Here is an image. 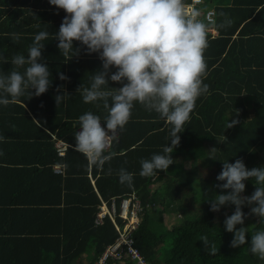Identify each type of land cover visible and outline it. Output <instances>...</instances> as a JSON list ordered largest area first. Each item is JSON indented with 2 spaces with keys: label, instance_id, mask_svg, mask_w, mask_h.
<instances>
[{
  "label": "trees",
  "instance_id": "obj_1",
  "mask_svg": "<svg viewBox=\"0 0 264 264\" xmlns=\"http://www.w3.org/2000/svg\"><path fill=\"white\" fill-rule=\"evenodd\" d=\"M189 2L191 0H184V4ZM203 4L206 9L200 12L202 15L199 19L209 26L208 47L204 51L207 64L204 83L209 85V91L197 99L190 120L179 134L181 148L187 147L189 153L178 147L172 154H178L182 159L177 157L167 172L159 171L150 177L140 176V161L150 159L159 152L154 150L140 156L141 148L132 150L133 141L143 137L145 132L161 126L164 131L158 135L168 136L170 129L155 111L145 109L141 112L143 107L140 105V115H131L123 131L111 143L113 151L125 149V155L112 153L113 158L106 162L103 170L94 168V174H100L96 186L108 201L116 197L120 202L121 198L132 192L139 195L143 218L133 237L135 245L149 264H264V260L250 252L248 244L240 248L230 247L233 237L227 235L225 219H219L215 212L210 211L209 203L205 202L220 192L215 185L221 183L216 177L222 171L223 161L234 163L237 159H243L249 169L264 166V0H206ZM212 6L215 10L214 23L205 16L206 10ZM57 12L58 9L50 5L49 0H0V56L5 57L2 52L5 42L12 41L9 33L34 31L32 26L35 22L45 24L44 16L53 17ZM221 12L226 15L221 16ZM34 14L38 16L34 18ZM226 18L232 20L231 26L220 28L218 25ZM55 22H58L57 19ZM212 27L217 31L216 35L212 33ZM26 39L20 35L17 43H23ZM94 66L100 70L101 61L96 60ZM9 69V63L0 61V72L6 74ZM121 86L115 83L114 87ZM22 97L28 107L34 109L32 102L25 95ZM75 103L71 101L72 105ZM79 108L83 114L92 112L100 116L102 121L107 116L103 106L98 107L96 103L82 102ZM60 110L65 111L64 103L60 109L47 113L55 114ZM66 111H70L69 108ZM145 118L148 121L142 123ZM233 120L239 123L228 128ZM62 121V118L48 117L47 125L52 130L59 129L57 136L74 144V134L77 132L74 128L79 127V122L73 125L69 119ZM69 127L72 130L68 132L66 130ZM132 128L139 129V134L134 137L129 134ZM42 132L47 140L53 142L52 134L43 129ZM151 137L154 135L145 140L152 141ZM195 142H198L197 147ZM198 148L215 159L212 162L213 168L206 175L196 165H186V159L195 161ZM106 154H109L108 151ZM122 159L127 161V165ZM58 162H65L66 165V192L63 194L62 184L59 185L57 201L59 204L64 200V205L53 208L48 221L53 224V229L45 236V231H40V238L30 230L23 231L20 233L24 236L19 235L15 239L6 237L5 230L0 231V253L14 258L13 263L9 264H74L81 260L82 254L92 257V260L88 258L87 264H96L106 247L118 236L110 217H106L102 223L96 221L101 200L87 176L86 158L69 148L66 156L58 157ZM109 166L113 169L110 176L106 174ZM120 168L133 174L131 188L119 182L117 173ZM59 176L61 178L62 174ZM156 182H162L163 187L154 189L152 185ZM245 183L246 186H254L251 180ZM158 203L161 210L157 213L162 214L161 221L166 228L164 231L155 230L153 222L155 224L159 221L152 222V217H148L149 206ZM243 210L245 213L249 211L247 207ZM33 216L31 211L19 215L27 221H33ZM20 218L17 217L21 222L25 221ZM118 220L122 222L121 218ZM244 226L250 227L249 242L251 234L264 229V224L250 218L245 220ZM34 235L35 238L32 237ZM202 236H207L215 243V255L204 252L203 241H200ZM107 264L121 263L110 258ZM123 264L133 262L128 258Z\"/></svg>",
  "mask_w": 264,
  "mask_h": 264
},
{
  "label": "clouds",
  "instance_id": "obj_2",
  "mask_svg": "<svg viewBox=\"0 0 264 264\" xmlns=\"http://www.w3.org/2000/svg\"><path fill=\"white\" fill-rule=\"evenodd\" d=\"M49 3L66 13L55 33L60 54L71 60L83 48L88 55L98 54L101 61V68L93 72L89 86L82 83L77 89L84 103H97L99 107L98 102H102L107 112L103 124L100 116L92 112L79 117L73 148L86 158L87 169L103 170L106 162L111 161L113 157L106 154L107 149L123 131L138 103L149 112L155 111L170 126L167 137L170 142L163 146L162 154L140 161L139 174L150 177L159 171L167 172L173 164V150L181 143L179 134L190 120L197 99L209 91V85L204 83L208 24L198 18L199 13L189 14L184 0H49ZM214 15L213 6L205 12L212 23ZM220 15L226 14L221 12ZM231 24L232 20L226 18L218 26L226 28ZM34 27L39 28L40 24ZM211 29L213 33L216 31L214 27ZM8 35L14 43L20 40L19 33ZM48 37L49 32L45 30L35 34L27 57L16 54L9 61L0 56V61L13 65L10 72L0 73V105L7 107L16 103L25 91L39 97L49 90L51 73L48 65L40 62L44 59L42 41ZM74 42L81 45L75 48V54ZM59 78L67 79L63 74ZM110 82L122 86L110 88ZM62 90V85L56 89L57 107L70 95L67 92L61 95ZM237 123L239 121L233 120L228 128ZM112 172L109 166L106 174L110 176ZM117 175L122 185L133 186L132 173L120 168ZM216 179L221 182L215 185L220 192L205 202L215 213L234 206L232 214L224 213L225 230L233 233L230 247L248 244L250 252L264 260V229L251 234L249 242L250 227L244 226L250 217L264 224V166L249 169L243 159L234 163L223 161ZM248 180L253 181L254 191L244 195ZM245 207L248 213L244 212ZM200 241L206 254H216L215 243L207 236H202Z\"/></svg>",
  "mask_w": 264,
  "mask_h": 264
},
{
  "label": "crops",
  "instance_id": "obj_3",
  "mask_svg": "<svg viewBox=\"0 0 264 264\" xmlns=\"http://www.w3.org/2000/svg\"><path fill=\"white\" fill-rule=\"evenodd\" d=\"M204 1L206 0L200 3L196 0H191V2L186 3L185 5H188L190 8L189 14L192 12L199 13V18L200 15H202L200 12L206 9L203 4ZM58 11L59 14L53 17L46 18V16H44L45 24L41 23V21L35 22L34 25L39 23L40 27L37 28L32 26L34 31L19 32L20 35H24L27 38L23 43L6 41L5 46L2 47L3 55L5 54L4 56L7 57L9 61L16 54H23L27 57L28 48L33 43L34 35L42 30L49 32L48 39L42 41V43L45 44V48L42 51L44 59L40 61L48 65L49 72L51 73L49 79L52 84L49 90L39 97L34 95L31 96L29 91H25L24 95L26 99L32 102L34 109L28 107L22 96L18 98L16 103L10 104L7 107L0 105V137L3 138L0 139V152L3 153L0 155V231L5 230V235L9 239H15L19 237V235L24 236V234L20 232H28V230H30L31 233H35L38 235L37 237L40 238L42 235L40 231H45V234H43L45 236L50 234V231L53 229V224L48 222L49 218H51L53 208L58 207V205L59 207L64 205V200L59 202V204L57 201L59 185L62 184L63 194L66 192V186L64 187L66 183V165L65 162H58V157L66 156L69 148H73L74 144L58 137L57 133L59 129L52 130V127L47 125V118L52 116H54V118H62V122L69 119L72 121L73 125H76V123L79 122V117L83 115L82 110L79 108L83 99L82 96L77 93V89L82 83L85 86H89L91 77L94 75L93 72L98 71L94 66V62L99 60L98 54L88 55L86 49L81 48L79 42H74L73 53L75 54V48H81V51L78 55L73 56L71 60H66L60 54L57 48L58 41L55 40V33L58 32L66 13L63 10ZM55 19H57L59 23L55 22ZM36 20L39 19L36 18ZM55 23H57V25ZM48 28H51V30ZM213 34L216 35L217 31H214ZM89 61L92 63L88 64ZM9 66L11 67V69H9L10 72L13 65L9 63ZM20 71H23V69H20ZM60 74H63L67 79L61 80L59 78ZM61 85L63 86V90L60 94L63 95L64 92L70 94L62 102L64 103L65 111L60 110L55 114H48L47 112H51V110L55 111L60 109L62 103L57 107L54 97L57 94V87ZM114 86L115 83L110 82L108 87L114 88ZM71 101H76L77 103L72 105ZM98 103L100 105L99 107H102V102ZM139 106L140 105L137 103L133 107L131 115H140ZM68 108L70 111H66ZM144 110L145 108L143 107L141 112ZM145 121H148V119L145 118L142 123H145ZM42 129L46 133L53 135V142L52 140H47ZM74 129L78 131L79 127H75ZM70 130H72V127H69L66 131L69 132ZM162 130L164 131L163 126L145 132L143 137L141 136L139 139L137 138L133 141L132 150L141 148L142 151L139 153L140 156L142 153H151L154 150H158L157 152L161 154L163 146L170 142L168 141L169 139H167V135H158ZM138 131L139 129L134 130L132 128L129 134H133L134 137L139 134ZM119 134L120 132L118 136ZM151 135H154V137H151L152 141L148 142L145 140V138ZM58 139L62 140L66 145L64 154L59 153L56 142ZM181 144L182 142L178 146L181 151H187L189 153V149L187 147L181 148ZM195 147H197L196 143ZM177 148L175 150H177ZM199 149L200 148H198L195 161H192L190 158L186 159V165L196 164L200 156L201 150L199 151ZM107 151L109 154L115 153L118 155H125L126 153L125 149L113 151V146H110ZM177 157L182 159L178 154H172L173 162L178 159ZM122 161L125 164L127 162L125 159H122ZM131 166L136 167V165L133 164H131ZM56 167H60L61 170H57ZM59 174H62L61 178ZM99 175V173L94 174V168L87 172V176L97 196L102 201L104 198L96 186ZM133 194L139 198L136 192L131 193V195ZM29 211L34 215L33 221H27L19 217L23 212ZM9 214H11L10 217H8ZM17 217L27 222H21ZM25 235H28V233ZM32 237L35 238L36 236L34 235ZM88 258L87 254H82L81 260H77L74 264H87ZM13 259L14 258L10 255L0 253V264L13 263Z\"/></svg>",
  "mask_w": 264,
  "mask_h": 264
},
{
  "label": "built area",
  "instance_id": "obj_4",
  "mask_svg": "<svg viewBox=\"0 0 264 264\" xmlns=\"http://www.w3.org/2000/svg\"><path fill=\"white\" fill-rule=\"evenodd\" d=\"M186 10L190 13L188 5H186ZM208 18L210 20L209 16ZM56 142L59 153L64 154L65 143L60 139L56 140ZM56 169L61 170L60 167H56ZM142 211L141 200L134 194L121 198L120 202L116 197L111 198L110 201L104 199L101 201L96 221L97 223H102L106 217H110L118 232V236L112 244L106 247L96 264H107L110 258L118 260L121 264L128 258L133 264H149L135 245L133 237L134 231L138 228L143 218ZM118 218H121L122 222H119Z\"/></svg>",
  "mask_w": 264,
  "mask_h": 264
},
{
  "label": "rangeland",
  "instance_id": "obj_5",
  "mask_svg": "<svg viewBox=\"0 0 264 264\" xmlns=\"http://www.w3.org/2000/svg\"><path fill=\"white\" fill-rule=\"evenodd\" d=\"M230 0H225V2H229ZM196 143V146L198 145V142H195ZM212 162H215V159L210 156V155H206L205 152L203 150L200 151V156L199 158L197 159L196 161V166L198 168H200L202 171H203V174H207L208 172L211 171V169L213 168V164ZM186 164H187V161H186ZM188 166V165H187ZM162 185V182H156V184H153V188L155 189L156 187L158 186H161ZM163 187V186H161ZM254 190V186H250L249 184L246 186V190H245V193L244 195H250V193H252ZM192 209V208H191ZM194 209V208H193ZM161 210V206L158 204H154V205H151L149 206V213H148V217L151 216L152 217V222L153 220L155 221H159L157 223L154 224L153 222V226H154V229L155 230H161V231H164L166 230L165 227H163L164 223L161 221L162 217H161V212L157 213V211H160ZM234 211V209L232 207H225V208H222L221 211L219 213H216L217 217L219 219H225V215L224 213L227 212L229 215L232 214V212ZM98 213V212H97ZM151 213H153V215H151ZM145 218H146V215H145ZM168 218V217H167ZM169 219V218H168ZM176 219V218H175ZM250 219H252L253 221H257V218L256 217H250ZM148 220H150L148 218ZM177 221V219H176ZM172 223H173V220H172ZM165 226V225H164ZM227 235H230L233 237V233H229L227 232ZM89 259H92L91 256H89Z\"/></svg>",
  "mask_w": 264,
  "mask_h": 264
}]
</instances>
